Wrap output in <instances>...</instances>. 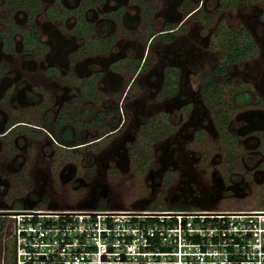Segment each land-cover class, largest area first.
Wrapping results in <instances>:
<instances>
[{"label":"flooded vegetation","instance_id":"obj_1","mask_svg":"<svg viewBox=\"0 0 264 264\" xmlns=\"http://www.w3.org/2000/svg\"><path fill=\"white\" fill-rule=\"evenodd\" d=\"M32 205L263 208L264 0H0V218Z\"/></svg>","mask_w":264,"mask_h":264},{"label":"built area","instance_id":"obj_2","mask_svg":"<svg viewBox=\"0 0 264 264\" xmlns=\"http://www.w3.org/2000/svg\"><path fill=\"white\" fill-rule=\"evenodd\" d=\"M14 264H264V208L20 207Z\"/></svg>","mask_w":264,"mask_h":264},{"label":"rangeland","instance_id":"obj_3","mask_svg":"<svg viewBox=\"0 0 264 264\" xmlns=\"http://www.w3.org/2000/svg\"><path fill=\"white\" fill-rule=\"evenodd\" d=\"M130 197L131 196L125 194V199L128 200L130 199ZM154 209H163V208L154 207ZM9 228H10L9 219L0 218V264H14L15 262V242L12 234L9 237V233H10Z\"/></svg>","mask_w":264,"mask_h":264},{"label":"water","instance_id":"obj_4","mask_svg":"<svg viewBox=\"0 0 264 264\" xmlns=\"http://www.w3.org/2000/svg\"><path fill=\"white\" fill-rule=\"evenodd\" d=\"M33 207V205L32 206H29V208H32ZM114 209H119V208H114Z\"/></svg>","mask_w":264,"mask_h":264}]
</instances>
